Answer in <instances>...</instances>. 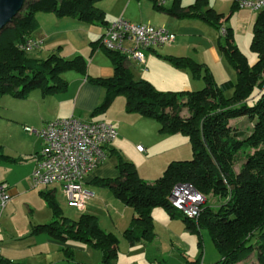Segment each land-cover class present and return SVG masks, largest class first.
Returning a JSON list of instances; mask_svg holds the SVG:
<instances>
[{
	"label": "trees",
	"instance_id": "trees-1",
	"mask_svg": "<svg viewBox=\"0 0 264 264\" xmlns=\"http://www.w3.org/2000/svg\"><path fill=\"white\" fill-rule=\"evenodd\" d=\"M97 1L26 0L0 32V97L7 93L22 99L36 88L43 94L62 92L68 85L63 72L86 74V60L81 55L67 59L52 53L37 58L32 52L22 51L19 45L31 36L37 23L36 13L40 11L54 12L59 17L72 16L91 24H107ZM199 1L192 5L193 9L179 7L169 13L176 17L200 16L219 31L220 14L196 11ZM155 6L163 8L156 3ZM230 37L226 29V40L219 41L218 47L236 70L235 80L217 83L204 64L186 56L166 57L175 66L189 68L202 78L204 85L197 90H159L146 79L135 80L127 66L128 59L104 48L112 59L114 74L89 77L105 89L102 101L91 114L104 112L116 95L124 94L126 108L157 119L161 132L187 135L192 157L171 161L153 182L141 179L132 162L119 158L117 176L93 181L134 208L136 215L125 229L132 244L154 237L151 211L155 206H163L172 216H180L187 228L197 232L208 229L220 253L218 264H237L251 254H255L257 264H264V9L257 13L252 26L250 47L256 54L253 64L247 62ZM229 90L230 95L226 93ZM241 117L252 122L249 134L230 123ZM251 148L253 153L247 151ZM240 151L246 152L236 171L235 159ZM3 159L9 158L0 148V162ZM184 182L191 183L205 197L196 218L183 215L169 202L174 185ZM41 193L53 209V219L36 224L34 230L44 231L49 238L65 244H92L102 251L98 264H111L117 252V237L101 229L93 214H81L77 220L62 215L51 191ZM212 195L224 198L216 208L207 202V196ZM63 250L69 254L67 248ZM0 262L10 264L6 258H0Z\"/></svg>",
	"mask_w": 264,
	"mask_h": 264
},
{
	"label": "rangeland",
	"instance_id": "rangeland-1",
	"mask_svg": "<svg viewBox=\"0 0 264 264\" xmlns=\"http://www.w3.org/2000/svg\"><path fill=\"white\" fill-rule=\"evenodd\" d=\"M258 12L239 8L227 18V21L224 20V24L231 28L232 42L245 55L249 64L256 61V54L250 44L252 26ZM228 15L227 11L225 16ZM218 37L221 43L225 42V35L218 33ZM217 48L219 49L218 44ZM222 57L224 63L230 65L225 56ZM195 61L204 64L212 76L210 70H214L217 78H220L219 70L216 71L218 66H215V60L211 61V67L201 61ZM231 68L236 73L233 66ZM130 71L135 80L143 77L139 65L134 61L131 62ZM204 72L202 70V73ZM235 79L236 74L230 80ZM198 84L195 90L203 87V80ZM231 92L229 90L226 93L230 95ZM11 101H16V98L7 93L0 97V121L1 118L8 117L7 111ZM104 113L127 123V133L132 144L125 141L123 150L118 152L116 158L132 162L141 179L153 182L171 161L192 157V148L187 135L180 133L181 137H185L184 141L175 146L174 140L166 138V134L174 133L161 132L159 130L161 125L155 118L129 111L126 108L124 94L116 95ZM149 121L157 125L153 126ZM230 123L235 129H244L246 134L252 130V122L245 117L233 119ZM26 138L24 135L12 134V131L0 128V148L9 158L0 162V181H6L8 185L5 190L7 200L0 217V258H6L10 264H98L101 262L102 251L92 244L67 242L63 245L54 240L48 242V236L44 231L34 230L36 224L50 222L53 219V209L41 192H48L55 186L57 189L54 197L62 215L77 220L81 214H93L97 217L101 229L112 232L117 237V252L111 264H218L220 253L208 229L202 228L197 232L187 228L180 216H172L163 206H155L153 207L155 210L151 212L154 237L131 244L125 229L132 223L133 216L136 215L135 210L116 198L109 188L99 186L94 181L84 183L83 188L93 194L86 199L84 207L79 209L69 203L67 195L60 189L59 184L32 187L30 177H26L25 166L12 160L28 158L20 154L21 143L27 140ZM137 142L143 147L151 146V151L138 153L135 149ZM247 151L253 153L254 148ZM245 152L240 151L236 156L234 166L236 171L244 161ZM223 200L224 198L219 195L207 196V202L215 208ZM63 248H67L69 254H66ZM244 263L257 264L255 254H251L237 264Z\"/></svg>",
	"mask_w": 264,
	"mask_h": 264
},
{
	"label": "crops",
	"instance_id": "crops-1",
	"mask_svg": "<svg viewBox=\"0 0 264 264\" xmlns=\"http://www.w3.org/2000/svg\"><path fill=\"white\" fill-rule=\"evenodd\" d=\"M195 2L196 0H167L161 9L155 6L153 0H98L96 5L103 10L107 24L109 21L123 16L136 23L164 26L175 33L174 42L145 50L143 63L128 59L127 66L130 69L131 62L134 61L139 65L142 78L148 80L154 87L159 90L178 91L195 90L194 88L198 87V83L202 80L189 68L175 66L166 58L167 56L191 57L209 67H211V61L215 60V66H218L216 71L219 70L220 78H217L214 70L210 71L213 78L217 79V83L232 79L236 74L230 65L224 63L222 54L217 48L219 32L212 23L197 15L176 17L169 13V10L179 7L185 10L193 9L192 5ZM196 6L195 10L198 12L210 11V13L220 14L218 23L221 24V27H225L232 36L231 28L224 24V20L227 21V18L240 8L235 6L234 0H200ZM227 11L229 15L226 17ZM36 19L37 23L31 31V36L41 40V46L30 54L33 57L44 58L46 55L57 53L67 59L81 55L86 60V74L67 70L62 74L68 82L65 91L43 94L40 89L36 88L26 98H16V101L10 102L7 111L8 117L1 118L0 128L12 131V134H21L27 137V140L21 143L22 152L20 154L28 158L15 162L24 165L26 177H30L36 165L39 151L43 146L41 137L36 133L27 132L24 126L38 130L46 121L69 115L82 120L103 119L114 125L117 135L106 146L107 156L104 161L86 177L83 184L93 181L95 178L117 176L118 159L116 155L123 150L125 141L132 144L127 133V123L111 118L104 112L91 114L102 101L105 89L92 82L89 77H110L114 74L112 59L100 42L107 24H91L72 16L59 17L54 12L42 11L36 13ZM203 54L206 55L203 56ZM210 58L211 60H209ZM149 122L153 126L157 125L152 121ZM166 138L174 140L176 146L184 141L185 137H181L180 133H174L166 134ZM138 144L140 143L137 142L136 145ZM144 148L143 152L135 149L138 153L151 151L149 145ZM170 152H172L171 149ZM56 189L55 186L51 188V194L55 195ZM154 210L152 209V211ZM47 240L51 242L53 239L47 237ZM58 243L65 245V243Z\"/></svg>",
	"mask_w": 264,
	"mask_h": 264
},
{
	"label": "built area",
	"instance_id": "built-area-1",
	"mask_svg": "<svg viewBox=\"0 0 264 264\" xmlns=\"http://www.w3.org/2000/svg\"><path fill=\"white\" fill-rule=\"evenodd\" d=\"M153 1L158 6L167 2ZM234 4L253 11L264 9V0H234ZM219 33L225 35L226 28L221 27ZM174 40L175 33L164 26L136 23L123 16L109 21L100 38L105 49L139 63L145 61V50L171 44ZM40 46L41 40L33 36L26 37L19 45L25 52L36 51ZM24 129L36 133L43 140L30 175V185L59 184L69 203L82 209L86 199L92 195L83 188V182L106 158V146L117 135L114 125L103 119L82 120L69 115L46 121L38 130L30 126H24ZM136 149L145 151L141 144L136 145ZM7 187L5 181L0 182V217L7 200ZM168 199L172 207L191 218L198 217L205 201L204 195L187 182L175 184Z\"/></svg>",
	"mask_w": 264,
	"mask_h": 264
},
{
	"label": "water",
	"instance_id": "water-1",
	"mask_svg": "<svg viewBox=\"0 0 264 264\" xmlns=\"http://www.w3.org/2000/svg\"><path fill=\"white\" fill-rule=\"evenodd\" d=\"M26 0H0V32L20 11Z\"/></svg>",
	"mask_w": 264,
	"mask_h": 264
}]
</instances>
